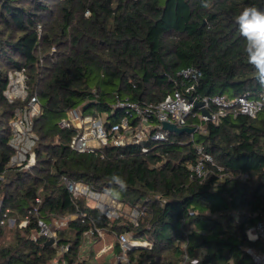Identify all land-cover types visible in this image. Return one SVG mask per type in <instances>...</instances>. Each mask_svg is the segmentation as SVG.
<instances>
[{"label": "trees", "instance_id": "1", "mask_svg": "<svg viewBox=\"0 0 264 264\" xmlns=\"http://www.w3.org/2000/svg\"><path fill=\"white\" fill-rule=\"evenodd\" d=\"M206 2L207 9L201 0H0V264H49L64 245L68 264H108L121 232L152 244L129 252L131 264H181L185 253L196 264H255L246 250L262 252L264 243L248 241L246 232L264 220V109L255 117L228 113L217 123L194 120L203 131L192 140L170 133L159 145L109 144L102 157L71 151L74 130L58 127L89 102L109 122L119 118L116 96L156 104L189 86L178 74L187 68L200 72L189 96H257L264 87L235 17L248 6L264 10V0ZM21 68L41 103L36 161L26 170L9 166L10 123L21 102L4 96L8 74ZM197 145L216 165L206 164L204 179L190 169ZM61 177L136 210V223L108 220L84 197L73 199ZM72 214L86 220L56 228ZM39 221L56 232L55 246L38 235ZM93 227L111 240L105 261L94 251L100 238L84 236Z\"/></svg>", "mask_w": 264, "mask_h": 264}, {"label": "built area", "instance_id": "2", "mask_svg": "<svg viewBox=\"0 0 264 264\" xmlns=\"http://www.w3.org/2000/svg\"><path fill=\"white\" fill-rule=\"evenodd\" d=\"M178 74L190 83L189 86L185 87L184 91L175 90L156 104L132 102L127 99H119L116 96L112 108L119 109V118L114 122L105 120L104 116L96 110L88 115L83 114L79 108L69 110L65 117L59 120L58 127L74 130L69 143L71 151L78 154H98L102 157L101 149L109 144L118 147L128 144H163L169 140L170 135L168 131L162 129V123L164 122L174 124L178 128L194 129V132L190 134L192 140L195 132L198 130L203 131L201 123L196 124L193 122L194 120L204 123L208 121L217 123L220 117L228 113L255 117L264 109V89L255 97L241 95L228 98L226 95L217 94L200 98L189 96L200 77V72L195 68H187ZM27 81L28 77L25 69H16L8 74V83L4 90V96L8 102H21V105L15 110L14 119L10 123L11 137L9 140V145L13 150L9 166L20 170L29 169L35 164L34 147L38 137L33 125L35 117L41 111L39 98L36 93H29ZM196 102L203 104L210 117L202 115L199 109L195 108ZM195 149L198 157L196 163L190 168L192 176L204 179L208 174L206 164L215 165V163L213 158L204 152L202 146L197 145ZM141 152L147 153L148 148L145 145L142 146ZM217 169L220 170L218 167ZM61 178L65 181L73 199L84 197L90 206L98 209L108 220L124 217L131 223H136L139 215L136 210L131 209L130 213L126 214L124 206L108 195L93 190L87 184L72 182L65 177ZM75 220H80L83 223L86 216L84 214L80 216L72 214L68 218L55 221L54 225L56 228H61L68 221ZM25 224L26 222H23V225ZM38 235L45 237L46 240L53 238L54 244L52 246L57 244L56 232L52 230L50 224L39 221ZM84 236L87 238L97 236L104 239L105 233L104 230L93 227L86 230ZM246 237L250 242L261 241L264 243V220L259 221L254 227L247 230ZM115 239L119 247V253L108 264H131L128 259L129 252L139 248L150 249L152 247L148 240L133 237L128 232L117 234ZM33 240H35V237H33ZM105 248L107 254L111 253V244ZM68 249L69 245L59 246L56 256L49 264H68L67 259L63 257ZM246 252L252 257L255 264H264V251L254 252L252 249H247ZM181 264H196V261L190 260L185 253Z\"/></svg>", "mask_w": 264, "mask_h": 264}, {"label": "clouds", "instance_id": "3", "mask_svg": "<svg viewBox=\"0 0 264 264\" xmlns=\"http://www.w3.org/2000/svg\"><path fill=\"white\" fill-rule=\"evenodd\" d=\"M201 6L205 9L211 5L206 0H201ZM240 35L245 39V52L248 64L251 65L261 87H264V10L255 6L245 7L236 17ZM112 182L121 190L127 187L126 181L114 175ZM118 195V193H117Z\"/></svg>", "mask_w": 264, "mask_h": 264}, {"label": "water", "instance_id": "4", "mask_svg": "<svg viewBox=\"0 0 264 264\" xmlns=\"http://www.w3.org/2000/svg\"><path fill=\"white\" fill-rule=\"evenodd\" d=\"M90 106H93V103H85L82 107V110L88 109ZM195 108L199 109L202 115L210 117L209 112L203 107V104L201 102H196ZM162 129L168 131L169 133H174V134H182V133H187L191 134L194 132V129L192 128H178L174 124H170L167 122L162 123ZM54 244V239L50 238L46 240L45 245L46 246H52Z\"/></svg>", "mask_w": 264, "mask_h": 264}, {"label": "rangeland", "instance_id": "5", "mask_svg": "<svg viewBox=\"0 0 264 264\" xmlns=\"http://www.w3.org/2000/svg\"><path fill=\"white\" fill-rule=\"evenodd\" d=\"M93 111H95V107L94 106L88 108L86 110L85 114L86 115L91 114ZM127 210L125 211V213L129 214L130 210L129 211H127ZM7 223H8V228L13 227V224H14L13 220L9 219ZM11 237H12L11 234H9L7 232L4 240L7 242V241L11 240ZM110 243H111V240H109V238L104 236V239H100L98 242H96L94 244V251H96L95 254H96V258H97L98 261L101 262V261H105V259H107L108 254L106 252V248L105 247L109 246ZM109 261H111V260H109Z\"/></svg>", "mask_w": 264, "mask_h": 264}]
</instances>
